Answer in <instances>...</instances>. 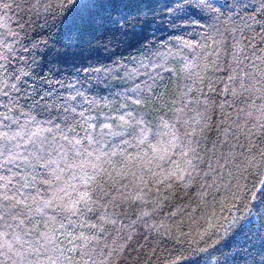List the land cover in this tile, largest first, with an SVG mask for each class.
<instances>
[{"label":"snow or ice","instance_id":"snow-or-ice-1","mask_svg":"<svg viewBox=\"0 0 264 264\" xmlns=\"http://www.w3.org/2000/svg\"><path fill=\"white\" fill-rule=\"evenodd\" d=\"M190 192L236 214L145 223L167 264H264V0L0 3V264H126Z\"/></svg>","mask_w":264,"mask_h":264},{"label":"trees","instance_id":"trees-1","mask_svg":"<svg viewBox=\"0 0 264 264\" xmlns=\"http://www.w3.org/2000/svg\"><path fill=\"white\" fill-rule=\"evenodd\" d=\"M9 2V0H0V3ZM249 2L253 5L258 3V0H249ZM12 15V13H9ZM153 195L155 194V189H153ZM163 190L156 197L157 199L163 200ZM152 196L145 197V199L152 200ZM200 201L197 199V195L195 192H190L187 196L183 193L179 194V199L169 200L164 202V207L162 211H158L157 214L143 217L141 220H137V215H139V211L133 213L131 210H127V216L123 219L122 223L125 227V232L130 233L134 237V241L132 243V250L126 253L127 260L126 264H167L169 258L175 260L178 252H175L176 248L184 247L187 249V245H179L177 241L174 239H170L166 236H158L156 232H150L146 227L147 225H152L154 222L160 223L163 222V225L169 227L172 233L176 236L179 235V232L176 231L175 225H179L180 231L185 233L191 232L195 233L197 231H202L207 227V223L205 222L204 216L207 213L209 216L211 212L215 210L217 215H226L231 216L236 214L235 209L229 210L225 208L223 213H220L219 208H201L197 215H193L192 218H189V215H181L177 217H173L172 219H168L167 214L176 211V206L184 207V205H189L188 208L185 209V212L191 214L194 209H196L197 205ZM151 205L147 210L151 211ZM135 221V223H133ZM195 221V222H194ZM128 225H131L129 228ZM147 237L145 239L144 237ZM138 238V239H137ZM155 250V251H153ZM170 253H175L170 257ZM187 256V251L185 252ZM177 264H188L187 261H177Z\"/></svg>","mask_w":264,"mask_h":264}]
</instances>
